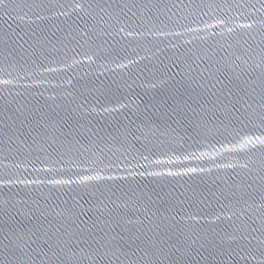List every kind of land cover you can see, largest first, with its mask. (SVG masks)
Masks as SVG:
<instances>
[{"label":"water","instance_id":"obj_1","mask_svg":"<svg viewBox=\"0 0 264 264\" xmlns=\"http://www.w3.org/2000/svg\"><path fill=\"white\" fill-rule=\"evenodd\" d=\"M0 264H264V0H0Z\"/></svg>","mask_w":264,"mask_h":264}]
</instances>
